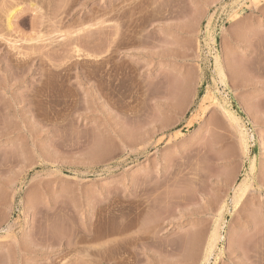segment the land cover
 Returning a JSON list of instances; mask_svg holds the SVG:
<instances>
[{
  "label": "rangeland",
  "instance_id": "374dc122",
  "mask_svg": "<svg viewBox=\"0 0 264 264\" xmlns=\"http://www.w3.org/2000/svg\"><path fill=\"white\" fill-rule=\"evenodd\" d=\"M0 5V264H264V0Z\"/></svg>",
  "mask_w": 264,
  "mask_h": 264
},
{
  "label": "bare ground",
  "instance_id": "6f19581e",
  "mask_svg": "<svg viewBox=\"0 0 264 264\" xmlns=\"http://www.w3.org/2000/svg\"><path fill=\"white\" fill-rule=\"evenodd\" d=\"M4 4V3H3ZM14 5V4H13ZM1 7H2V5H0ZM4 6V5H3ZM5 7V6H4ZM14 7V6H13ZM18 7H16V8H13V10H11V12L9 13V15H8V18H7V22H6V25H7V27H5V26H3L4 28H6L7 29V31L9 30V31H13L14 29V27H13V22L16 20V19H18V17L20 16V13H21V11H22V8L21 9H17ZM1 9V8H0ZM23 12V11H22ZM21 17V16H20ZM15 24V23H14ZM0 30H1V28H0ZM4 31H5V29H4ZM8 31V32H9ZM3 35V34H2ZM4 38V37H3ZM1 40V39H0ZM7 40V39H6ZM35 41V40H34ZM10 42V41H9ZM8 42V43H9ZM10 45H11V43H10ZM9 45V46H10ZM14 45V44H13ZM10 47H13V46H10ZM10 47H8V48H10ZM18 47V46H17ZM16 47V48H17ZM16 48H15V50H16ZM217 63V64H216ZM215 64H216V68L218 69V71H219V74L221 75V76H226L225 75V67H224V65H223V63H222V61H220V60H216V62H215ZM220 77V76H219ZM222 78V77H221ZM223 79V78H222ZM218 105V104H217ZM223 105L224 104H222V106L219 104L218 106H221V109L223 110V109H225V107L223 108ZM220 108V107H219ZM224 111V110H223ZM225 111H227V110H225ZM230 112V111H229ZM228 112V116L230 117V118H232V119H230L229 117V119L234 123V122H236V123H234V124H237V122H238V118H236V115H234V113H229ZM238 119V120H237ZM238 124H239V122H238ZM241 133H243V132H241ZM245 133H243L242 135H244ZM247 135V134H246ZM245 139V138H244ZM243 141V140H242ZM253 161V160H252ZM255 161V160H254ZM255 163V162H254ZM253 163V164H254ZM252 165V164H251ZM250 169H251V167H250ZM251 171H255L254 170V166H252V170ZM249 175V174H248ZM248 177V176H247ZM249 179V178H248ZM252 179V178H251ZM250 179V180H251ZM244 180V179H243ZM249 185V180H246L245 179V181L243 182V185H240V187L237 189V194H238V200L240 199L239 198V194H240V192H242L243 191V189H244V187H246V186H248ZM250 186V185H249ZM244 190H247V189H244ZM242 193H244V192H242ZM135 228V227H134ZM128 229H129V227H128ZM90 231H91V229H90ZM95 234V233H94ZM99 234V233H98ZM202 236V235H201ZM86 237V236H85ZM91 237V239L93 240H97V238L95 237V235L94 236H89V238ZM98 237V236H97ZM198 238V237H197ZM198 239H200V238H198ZM203 239V238H202ZM221 239V236L219 235V229H218V227H216L214 230H213V232H212V234L209 236V238H208V240L205 242L206 243V246H205V250H204V253H203V264H207V263H209V260H210V257L212 256V254H213V252H214V250L217 248V244H218V242H219V240ZM88 241V240H87ZM198 242L199 241H201L200 243L202 244L203 242H202V240H197ZM196 243V242H195ZM199 243V244H200ZM140 244V243H139Z\"/></svg>",
  "mask_w": 264,
  "mask_h": 264
}]
</instances>
